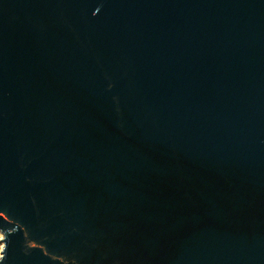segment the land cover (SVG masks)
<instances>
[{
    "label": "water",
    "instance_id": "obj_1",
    "mask_svg": "<svg viewBox=\"0 0 264 264\" xmlns=\"http://www.w3.org/2000/svg\"><path fill=\"white\" fill-rule=\"evenodd\" d=\"M0 264H264V0H0Z\"/></svg>",
    "mask_w": 264,
    "mask_h": 264
},
{
    "label": "rangeland",
    "instance_id": "obj_2",
    "mask_svg": "<svg viewBox=\"0 0 264 264\" xmlns=\"http://www.w3.org/2000/svg\"><path fill=\"white\" fill-rule=\"evenodd\" d=\"M0 237H1V234H0Z\"/></svg>",
    "mask_w": 264,
    "mask_h": 264
},
{
    "label": "bare ground",
    "instance_id": "obj_3",
    "mask_svg": "<svg viewBox=\"0 0 264 264\" xmlns=\"http://www.w3.org/2000/svg\"><path fill=\"white\" fill-rule=\"evenodd\" d=\"M1 234V233H0ZM2 236V235H1Z\"/></svg>",
    "mask_w": 264,
    "mask_h": 264
}]
</instances>
